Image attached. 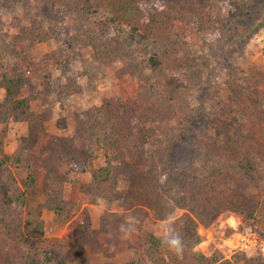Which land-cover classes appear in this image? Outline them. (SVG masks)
<instances>
[{
    "label": "rangeland",
    "instance_id": "374dc122",
    "mask_svg": "<svg viewBox=\"0 0 264 264\" xmlns=\"http://www.w3.org/2000/svg\"><path fill=\"white\" fill-rule=\"evenodd\" d=\"M85 1L93 4L95 13L80 8ZM97 1L73 0L74 5L65 8L64 5L57 6L55 0H34V4L31 0H0V50L5 53L14 49L13 55L17 56L12 59L18 58L15 75L20 84L14 99H32L30 120H16L14 114L0 115V181L3 187L9 185L11 190L10 204L0 198V233L14 240L23 233L24 227L21 228L20 223L31 220L33 232L75 244L78 242L76 237L80 236L77 233L79 226L90 224L98 230L100 219L106 212L125 213L120 198H125L123 192H130L133 182L119 176L123 175L122 170L111 183L112 189L117 190L116 197H98L95 186H91L96 170L105 166L103 154L89 160L83 151L81 163H73L67 157L64 161L56 159L60 160L56 164L55 152L44 159V175H35L33 180L28 161L38 163L37 159L43 153L64 148L67 139L74 138L79 146L88 134L101 135V139L105 138L107 145L114 149L111 158L117 169L125 162L135 164L136 168L147 173V165L140 164L137 155L127 149L115 148L109 134L110 119L119 109L125 108L127 114L132 107L144 108L162 101V96L158 100L157 90L161 89L164 78L160 73L146 69L144 45L130 39L129 27L113 21L112 14L97 6ZM234 17H240L243 29L253 32L243 36L234 22H230L220 27L217 34L206 36L185 22L175 24L176 31L189 44L191 52L207 60L215 75H219L222 95L227 94L223 84V79L228 76L226 66H239L264 74V0H246L243 9L226 6L224 18L231 21ZM10 66L7 65V69ZM2 74L0 67V80ZM9 78H13L12 72ZM172 96L165 93L164 97ZM5 98L6 91L0 88L2 105ZM192 105L200 108V112L189 131L183 129L181 121L176 125L179 132L176 139L179 140L173 148L172 159L175 163L173 170L178 174L188 172L189 147L195 145L187 135L191 132L195 136V131L202 125L201 111L205 106L201 107L197 99ZM179 116L177 114L176 118ZM30 122L35 124L31 130ZM181 136H184L183 140H180ZM49 177L57 181L55 188L59 193L53 199L48 198L46 181ZM261 183L264 184V179ZM261 199L263 209L264 194ZM59 203L64 213L68 212L64 222L56 220L55 212L49 208ZM184 212V209L175 208L170 218H178ZM124 216L123 219L134 228L142 227L144 231L153 232L156 221L151 215L129 211ZM39 220L40 223L36 224ZM120 222L114 224L115 228L111 226L109 232L100 231L97 236L101 245L107 243L112 245L110 248L102 247V252H97L94 243L88 244L83 259L74 264H130L132 261L134 264H169L171 258L166 250L153 253L142 248L134 251L127 243L118 242V238L124 237L121 226L126 227V223ZM196 232L198 240L184 244V250L197 258L222 259L234 264H264V255L252 239L253 233L257 242L264 240V209L261 213L258 210L253 217L237 210L221 212L212 219L199 222ZM3 253L1 264L6 263ZM172 255L176 254L172 252ZM176 258L187 262L182 255H176Z\"/></svg>",
    "mask_w": 264,
    "mask_h": 264
},
{
    "label": "trees",
    "instance_id": "16d2710c",
    "mask_svg": "<svg viewBox=\"0 0 264 264\" xmlns=\"http://www.w3.org/2000/svg\"><path fill=\"white\" fill-rule=\"evenodd\" d=\"M55 1L57 6L64 5L65 8L74 5L71 3L73 0ZM31 2L34 4V0ZM97 2V6L112 14L113 21L129 27L130 39L144 45L146 69L155 74L160 73L164 78L161 89L157 90L158 100L162 96V101H156L149 107H132L127 114L125 108L119 109L110 119L109 134L115 148L127 149L137 155L140 164L147 165V173H143L140 167L136 168L135 164L125 162L121 169H117L111 158L114 149L107 145L105 138L101 139V135L93 134H88L86 139L81 137L82 145H76L74 138L67 139L64 148L43 153L37 159L38 163L36 160L28 161L30 175L35 180V175H44V159L47 155L53 156L56 152L55 161L58 164L60 160L56 159L64 161L67 157L73 163H81L80 154L83 151L89 160L103 154L105 166L96 170L91 184L95 186L96 195L105 199H111V195L116 197L114 193L117 190L112 189L111 183L116 181V175L121 170L123 175L119 176L129 183L133 182V186L130 192H123L125 198H120L125 213L106 212L100 219L98 230L90 224L79 226L77 233L80 236L76 237L78 242L75 244L33 232L30 229L33 225L31 220L20 223L24 230L16 240L0 233V257L3 252V257H6V263L3 264H74L76 260L83 259L84 248L88 244L94 243L97 252L102 247L110 248L112 245H101L97 241L99 232H109L111 226L120 224V221L126 223L127 228L130 224L123 217L129 211L149 214L156 221L153 232L137 227L127 238H118V242L127 243L134 251L142 248H148L153 253L166 250L171 258L167 262L169 264H234L222 259H200L187 250L182 254L187 259L183 263L161 243L160 235L164 222L175 208L185 211L182 216L172 219L184 244L198 240L196 228L199 222L212 219L221 212L237 210L247 217H253L258 210L261 213L264 209H261L264 194V184L261 183L264 179V74L258 70L226 66L228 76L223 79V84L227 94L222 95L219 75H215L207 60L191 52L189 44L175 29L177 22H185L208 36L217 34L220 27L234 22L237 31L243 36L248 35L253 31L242 28L240 17H234L231 21L224 18L226 6L243 9L246 0ZM89 3L85 1L80 8L95 13L96 8L93 9V4ZM14 52V49H8L5 53L0 50V67L3 70L0 88L6 91L4 105L0 103V115L6 117L14 114L16 120L28 121L32 99H14L20 84L19 77L15 75L18 58L12 59V56H17L13 55ZM7 65H11L9 69ZM11 72L13 78H9ZM165 93L173 96L165 99ZM196 99L200 101L201 107L205 106L201 111L202 125L195 131V136L191 132L187 135L195 145L189 147L188 172L178 174L177 170H173L175 163L172 159L173 148L179 140L176 139L179 134L176 125L181 121L183 129L189 131L197 119L196 114L200 112V108L192 105ZM177 114H180L179 119L176 118ZM29 125L30 130L35 126L33 122ZM56 184L57 181L51 177L46 181V186H49L48 198L53 199L59 193ZM9 191V185L3 187L0 181V198L8 204L11 203ZM174 193L176 196H171ZM49 208L60 222L68 215L60 203ZM61 213L65 215L60 216ZM38 222L40 220L35 223ZM130 264H134V261Z\"/></svg>",
    "mask_w": 264,
    "mask_h": 264
},
{
    "label": "clouds",
    "instance_id": "9594fccd",
    "mask_svg": "<svg viewBox=\"0 0 264 264\" xmlns=\"http://www.w3.org/2000/svg\"><path fill=\"white\" fill-rule=\"evenodd\" d=\"M175 222L169 217L164 222L162 227V232L160 235L161 243L166 246L171 252L176 255H182L185 249L184 242L181 235L177 232L175 228ZM124 238H127L133 231L134 227L129 225L125 228L121 226Z\"/></svg>",
    "mask_w": 264,
    "mask_h": 264
},
{
    "label": "built area",
    "instance_id": "2783aa9c",
    "mask_svg": "<svg viewBox=\"0 0 264 264\" xmlns=\"http://www.w3.org/2000/svg\"><path fill=\"white\" fill-rule=\"evenodd\" d=\"M249 233H251L249 231ZM252 239L255 241V243L258 245L261 253L264 255V240H261L259 242L256 241L255 234L252 233Z\"/></svg>",
    "mask_w": 264,
    "mask_h": 264
}]
</instances>
